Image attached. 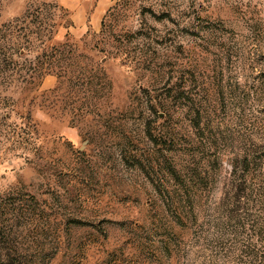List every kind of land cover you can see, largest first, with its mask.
I'll use <instances>...</instances> for the list:
<instances>
[{
	"label": "rangeland",
	"instance_id": "1",
	"mask_svg": "<svg viewBox=\"0 0 264 264\" xmlns=\"http://www.w3.org/2000/svg\"><path fill=\"white\" fill-rule=\"evenodd\" d=\"M264 264V0H0V263Z\"/></svg>",
	"mask_w": 264,
	"mask_h": 264
},
{
	"label": "trees",
	"instance_id": "2",
	"mask_svg": "<svg viewBox=\"0 0 264 264\" xmlns=\"http://www.w3.org/2000/svg\"><path fill=\"white\" fill-rule=\"evenodd\" d=\"M6 256L8 257L7 259V261L8 262H6V263H3V262H1L0 264H16V262L14 261V259L11 257V253L10 252H8L7 254H6Z\"/></svg>",
	"mask_w": 264,
	"mask_h": 264
}]
</instances>
